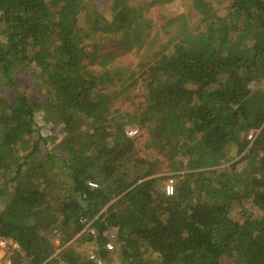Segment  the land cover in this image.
<instances>
[{
    "label": "trees",
    "instance_id": "obj_1",
    "mask_svg": "<svg viewBox=\"0 0 264 264\" xmlns=\"http://www.w3.org/2000/svg\"><path fill=\"white\" fill-rule=\"evenodd\" d=\"M214 6L193 0L194 23L188 14L164 21L138 112L106 116L102 83L123 72L92 67L140 43L133 10L114 0H0V234L19 242L15 264H97L65 244L76 235L105 264H264V0ZM39 112L64 132L45 159ZM129 123L147 127V147L173 170L185 168L173 194ZM58 156L70 182L63 195L46 168ZM82 218L97 236L81 232Z\"/></svg>",
    "mask_w": 264,
    "mask_h": 264
},
{
    "label": "rangeland",
    "instance_id": "obj_2",
    "mask_svg": "<svg viewBox=\"0 0 264 264\" xmlns=\"http://www.w3.org/2000/svg\"><path fill=\"white\" fill-rule=\"evenodd\" d=\"M110 1V0H109ZM117 1L121 6H127L130 7L133 11V18L134 21L137 20V22L142 26V34H141V41L139 44H136L131 50L120 53L117 55V57L110 63H107L105 66L101 65H94L92 67V70L96 73H102L103 70L107 68L116 69V71L123 72V75L119 76L116 79V82L113 84H103L104 87H106V92H109L111 97L107 101V110L105 112L106 116H110V113H115V109L118 108L119 110H125V111H131L133 113L138 112L139 105L135 106L133 103V100L136 101V103L139 101V99L143 98L141 95L142 93L146 92V89L144 87V83L142 81V78L146 76L145 74H142L144 70H148L149 65L154 62V58L159 56L160 53L157 54V52L161 48V44L164 43V41L167 38V34L165 32V29L161 28V25H164V21L167 19L173 17H182L188 14L189 22L193 23L195 22L194 19L196 18L197 12L192 7L193 0H114ZM213 3L215 6L214 8L217 10H222L224 8H228L229 4L232 0H223L220 2H217L216 0H207ZM107 11L110 10V5L105 6ZM170 23V22H169ZM166 27H170L169 24L165 23ZM171 26L178 27L180 24L172 25ZM112 39H104L102 40L103 52L106 50H110L111 48V41ZM88 50H92L96 48L94 39L88 40ZM32 71L34 70L36 73H38V79L40 82L43 81V79L46 77L44 72H41L40 66H37V64H31L30 68ZM140 76L138 81V86L136 87L135 91L129 92V85H131L137 78ZM20 77V76H19ZM19 77L17 78L18 81H20ZM27 77V76H26ZM21 78L25 79V75H22ZM142 85V86H141ZM256 86H258L257 83H255ZM261 87V84L259 85ZM39 87L36 88V91L39 92ZM135 94H138L137 96ZM45 113V112H44ZM43 112L37 113L35 115V129L38 130V133L42 135V138L47 140V147L46 150L41 151L42 155L40 158H47V153L54 154V152L57 150V143L61 141L62 138H64V132H58L56 131V123L54 122H48L44 117ZM89 125L86 124L82 126V130H85ZM126 130L133 128L138 130V134L141 133V137L137 139V147L139 148L140 155L147 157V158H158V168H159V174L158 175H164L166 176V179L162 181L160 184L161 188L168 190L169 188V180L173 179L172 184L174 185V191L175 187L177 185V182L180 178L184 177V171L185 168H182L181 170H173L172 167L169 165V162L166 160V158H163L156 152L152 151L151 148L147 147L148 142V135H147V127L139 128L138 126H135L134 124H126L125 126ZM143 134V135H142ZM40 158L38 159V162L40 161ZM55 158V157H54ZM62 158L60 156L56 157L53 162H47L46 168L50 169L48 171V176H51L53 178V181L58 182L55 187V193L57 195H63L65 192H70L69 190V179L67 177V169L63 167ZM179 173V177H176V174ZM175 176V177H174ZM42 178H39L37 182H41ZM9 197V193L6 195ZM7 201V197L0 199V207L1 209L4 208V205ZM165 218V215L163 216ZM59 234V233H57ZM115 232H107V236L109 239H111L114 236ZM76 235L74 238L66 242V245L72 244L73 246L79 248V250H83L85 252H89L90 250H93L91 247L92 243H83V244H77V241L74 239L77 238ZM111 236V238H110ZM56 239V237H55ZM61 239V238H60ZM79 241V240H78ZM107 244L108 250L111 251V244L113 243L112 240H110ZM55 244V241H54ZM64 245V246H66ZM57 249H55L54 254L57 252ZM53 254V255H54Z\"/></svg>",
    "mask_w": 264,
    "mask_h": 264
},
{
    "label": "built area",
    "instance_id": "obj_3",
    "mask_svg": "<svg viewBox=\"0 0 264 264\" xmlns=\"http://www.w3.org/2000/svg\"><path fill=\"white\" fill-rule=\"evenodd\" d=\"M137 133V129H127L126 134L130 137L134 136ZM255 132L251 131L249 132L247 138L249 140H253L255 137ZM169 188H168V193L173 194L174 193V185L172 184L173 179L169 180ZM91 185L95 186V183H91ZM84 225L81 230V232H88L87 234L90 236H97V232L94 227H92V220H87L86 218H82L81 220ZM56 237V239H55ZM54 237L55 245L58 247L57 252H59L62 247H60V235L56 234ZM20 252V244L19 242L11 237V236H6L0 234V264H15L14 260L15 258H18V254ZM88 257L90 260L96 261L97 264H105L103 259L98 257L96 252L94 250H90L88 252Z\"/></svg>",
    "mask_w": 264,
    "mask_h": 264
}]
</instances>
